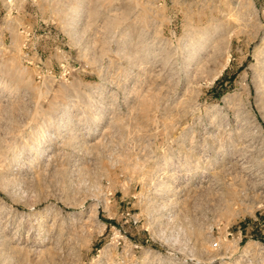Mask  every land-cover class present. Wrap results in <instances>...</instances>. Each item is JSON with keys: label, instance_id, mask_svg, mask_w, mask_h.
Segmentation results:
<instances>
[{"label": "rangeland", "instance_id": "1", "mask_svg": "<svg viewBox=\"0 0 264 264\" xmlns=\"http://www.w3.org/2000/svg\"><path fill=\"white\" fill-rule=\"evenodd\" d=\"M0 264H264V0H0Z\"/></svg>", "mask_w": 264, "mask_h": 264}, {"label": "bare ground", "instance_id": "2", "mask_svg": "<svg viewBox=\"0 0 264 264\" xmlns=\"http://www.w3.org/2000/svg\"><path fill=\"white\" fill-rule=\"evenodd\" d=\"M202 48V47H201Z\"/></svg>", "mask_w": 264, "mask_h": 264}]
</instances>
